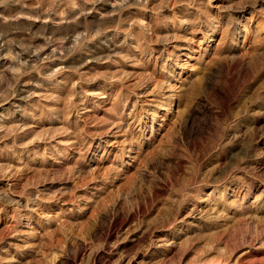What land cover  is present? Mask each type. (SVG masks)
<instances>
[{
    "label": "rangeland",
    "instance_id": "374dc122",
    "mask_svg": "<svg viewBox=\"0 0 264 264\" xmlns=\"http://www.w3.org/2000/svg\"><path fill=\"white\" fill-rule=\"evenodd\" d=\"M0 264H264V0H0Z\"/></svg>",
    "mask_w": 264,
    "mask_h": 264
}]
</instances>
